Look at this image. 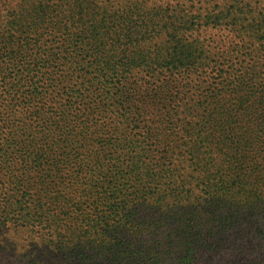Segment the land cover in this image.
<instances>
[{
  "label": "trees",
  "instance_id": "obj_1",
  "mask_svg": "<svg viewBox=\"0 0 264 264\" xmlns=\"http://www.w3.org/2000/svg\"><path fill=\"white\" fill-rule=\"evenodd\" d=\"M61 2L66 0H0V10L10 9L12 21L31 34L18 59L17 52L6 57L0 52L4 211L23 207L19 222L25 228L36 222L35 215L55 217L53 210L61 213L71 206L76 219L83 213L92 219L115 204L127 207L148 191L158 195L159 214L148 217L143 245L104 235L91 249H99L102 258L97 259L91 257L94 253L69 251L64 237L59 245L72 257L69 262L264 264L261 178L257 166L249 165L262 148L249 132L253 120L240 117L239 108L232 115L211 111V85L202 81L195 89L198 96L179 107L170 101H140L138 86L128 74L103 56L98 42L84 40L73 17L59 12ZM233 14L238 22L243 7ZM3 42L0 39V51ZM205 66L214 63L205 60ZM195 76L188 73L182 81L168 82L167 94L187 89L190 96ZM107 102L114 113L105 107ZM107 114L112 119H106ZM141 114L147 117L142 120ZM140 123L147 128L137 127ZM136 128L143 141L132 149ZM116 135L117 141L111 139ZM120 140L125 144L119 150L122 160L114 172L106 171L110 178L117 177L110 180L113 186L96 193L93 211L91 206L81 210L70 205L77 204L72 195L79 198L87 192L77 183L72 195L68 192L70 177L82 173L83 164L76 165V160L119 147ZM154 181L159 183L157 192L151 187ZM138 249L143 251L135 252Z\"/></svg>",
  "mask_w": 264,
  "mask_h": 264
},
{
  "label": "rangeland",
  "instance_id": "obj_2",
  "mask_svg": "<svg viewBox=\"0 0 264 264\" xmlns=\"http://www.w3.org/2000/svg\"><path fill=\"white\" fill-rule=\"evenodd\" d=\"M60 7L63 8L59 12L69 14L78 22L84 40L98 42L103 56L113 59L119 70L128 74L131 82L138 86L140 101L165 104L170 101L171 106L179 107L198 96L195 89L202 81L211 85L212 94L207 95L211 111L217 115H232L239 108L240 117L252 119L249 132L262 148L249 165L257 166L261 178L258 189L264 199V0H66ZM229 7L232 15H229ZM239 7H243L244 15L234 22L238 17L233 13ZM8 10H0V39L4 40L0 52L3 57L17 52L15 59H18L31 34L26 27L16 25V20L12 21ZM205 60L213 62L214 66L206 67ZM12 65L15 66L13 62ZM188 73L196 75L191 83V95L186 94L187 89L167 94L168 82L177 78L182 81ZM105 107L114 113L112 103L107 102ZM111 114L104 117L112 119ZM202 115L205 119L207 113ZM141 116L142 120L147 117ZM146 126L140 123L137 127ZM133 135L132 149L143 141L140 129L136 128ZM111 139L117 141L119 136ZM123 145L120 140L119 147H105L104 152L97 151L76 160V165L83 164L82 173L70 177L68 192L72 195L76 183L87 192L79 198L72 195L77 204L70 205H78L81 210L88 206L92 209L96 193L113 186L110 180L117 177L110 178L106 171L114 172L117 168L122 160L119 150ZM158 184L154 181L151 186L155 192ZM157 199L158 195L146 191L138 201L130 199L133 202L127 207L115 204L92 219L84 213L76 219L77 216L71 214V206V210L61 213L53 210L55 217L35 215L36 222L25 228L19 222L25 214L24 208L4 211L5 200L1 196L0 264H78L69 262L72 257L61 249L59 240L64 237L69 251H77V255L94 253L91 257L97 259L102 258L97 256L99 249L93 252L91 249L104 235L120 237L125 243L130 241L132 246L143 245L141 243L147 240L144 228L148 217L159 214ZM32 216L34 214H30ZM17 220L19 225L15 224ZM134 231L137 232L127 235ZM118 232L122 234L117 235Z\"/></svg>",
  "mask_w": 264,
  "mask_h": 264
}]
</instances>
